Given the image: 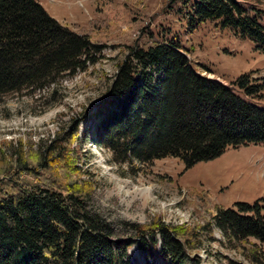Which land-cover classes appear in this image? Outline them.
I'll return each instance as SVG.
<instances>
[{
  "label": "trees",
  "instance_id": "trees-1",
  "mask_svg": "<svg viewBox=\"0 0 264 264\" xmlns=\"http://www.w3.org/2000/svg\"><path fill=\"white\" fill-rule=\"evenodd\" d=\"M253 1L192 0L186 3L187 22L192 28L219 19L264 52L263 10ZM129 9L122 2L107 12L109 18L89 24L103 28L109 20H125ZM88 30L60 23L37 0H0V102L84 68L99 47ZM236 90L261 98L264 77L243 73L224 85L201 76L175 38L132 46L95 107L94 142L108 149L115 163L131 167L171 157L184 168L228 147L264 145V108ZM76 136L75 126L38 148L19 141L10 153L0 151V264H131L127 250L137 241L146 258L157 248L163 264H200L193 254L200 230L157 221L136 226L138 239H121L89 210L91 185L82 178L83 164H77ZM260 210L264 198L252 205L235 202L218 206L212 220L229 243L255 240L249 248L253 260L264 264Z\"/></svg>",
  "mask_w": 264,
  "mask_h": 264
},
{
  "label": "rangeland",
  "instance_id": "rangeland-1",
  "mask_svg": "<svg viewBox=\"0 0 264 264\" xmlns=\"http://www.w3.org/2000/svg\"><path fill=\"white\" fill-rule=\"evenodd\" d=\"M37 1L50 16L76 32L82 27L89 29L99 47L92 50L93 58L84 68L64 73L39 90H22L3 98L1 153H10L19 141L25 148H38L76 126L72 147L77 164H83L82 178L91 185L88 208L104 219L118 238L136 240V226H155L160 221L187 231L200 230L192 253L201 255L205 264H261L253 260L249 249L255 240L244 245L229 243L212 219L218 206L232 207L235 202L252 205L264 198V145L228 147L219 156L188 168L175 158L130 167L115 163L108 149L94 144L93 113L107 96L117 63L132 46L145 48L155 40L175 38L199 74L225 83L243 73L264 77V52L257 50L253 41L222 27L219 19H207L191 28L186 17L192 0ZM122 2H128L130 8L125 20L117 24L109 20L103 28H92L90 21L106 20L107 12ZM252 3L263 10L264 24V0ZM104 4L109 6L106 10ZM237 93L264 108V90L261 98ZM20 177L31 179L27 174ZM260 212L264 215V210ZM140 242L128 250L131 264H163L157 248L146 258ZM260 247L264 251V244Z\"/></svg>",
  "mask_w": 264,
  "mask_h": 264
}]
</instances>
